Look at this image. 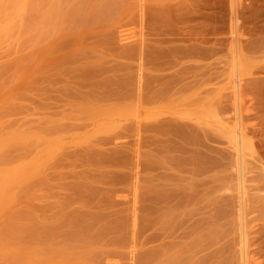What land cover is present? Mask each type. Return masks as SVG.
Instances as JSON below:
<instances>
[{"label":"rangeland","instance_id":"rangeland-1","mask_svg":"<svg viewBox=\"0 0 264 264\" xmlns=\"http://www.w3.org/2000/svg\"><path fill=\"white\" fill-rule=\"evenodd\" d=\"M245 261L264 264V0H0V264Z\"/></svg>","mask_w":264,"mask_h":264},{"label":"bare ground","instance_id":"bare-ground-1","mask_svg":"<svg viewBox=\"0 0 264 264\" xmlns=\"http://www.w3.org/2000/svg\"><path fill=\"white\" fill-rule=\"evenodd\" d=\"M234 3V2H233ZM236 3H238L237 1H236ZM234 5V4H233ZM231 30H233V29H231ZM234 34V33H233ZM232 33H231V35H233ZM238 36V35H237ZM121 39L122 40H124V41H127V40H129V39H132L133 38V36H132V34H130V33H123L122 35H121ZM235 40V39H234ZM234 51V50H233ZM236 65V64H235ZM238 66V65H237ZM236 67V66H235ZM237 72V71H236ZM234 73V72H233ZM236 75V74H235ZM232 76V75H231ZM234 79V78H233ZM241 78L239 77V76H237L236 77V79H235V84L238 86V88H240V85H241ZM240 83V84H239ZM232 86V85H231ZM234 86L235 85H233L232 87L234 88ZM232 89V88H231ZM240 90V89H239ZM234 91H236V88L234 89ZM234 91L232 90V92H233V95H234ZM236 93V92H235ZM239 94V93H238ZM237 95V94H236ZM236 95H234V96H236ZM239 98V97H238ZM241 100V99H240ZM239 100V101H240ZM236 101V100H235ZM234 101V102H235ZM238 102V101H237ZM236 105V104H235ZM238 106V105H237ZM237 108V107H236ZM241 109H242V107H240ZM237 110H238V108H237ZM236 110V111H237ZM238 112V111H237ZM241 113V112H240ZM243 113V112H242ZM239 114V112L236 114V116ZM236 117H234V119H235ZM237 119V118H236ZM235 122H236V120H235ZM233 123V122H232ZM235 123H233V125H234ZM244 128V126L242 127V124H239V122L237 123V124H235L234 126H233V128H231L228 132H230V133H227V134H230L231 135V137H229L230 139L232 138V140L231 141H234L235 142V144H237L236 146H237V148H236V150H235V152H237V150H238V152H239V155H240V158H238L239 159V165H240V167L243 169V168H245L244 166H245V163H244V156L246 155V154H244V152H246V151H244V137H245V134H244V130L245 129H243ZM226 132V131H225ZM248 146V145H247ZM236 154V153H235ZM235 156V155H234ZM236 157H237V155H236ZM247 157V156H246ZM237 159V158H236ZM235 159V160H236ZM237 162H238V160H237ZM236 162V163H237ZM246 162V161H245ZM237 168H238V165H237ZM240 169V168H239ZM239 169H237V170H239ZM241 170V169H240ZM239 170V171H240ZM243 170H245V169H243ZM242 170V171H243ZM246 171V170H245ZM244 172V171H243ZM236 173H237V171H236ZM240 173V172H239ZM238 174V173H237ZM239 175V174H238ZM241 175V174H240ZM242 175H243V173H242ZM239 178V177H238ZM237 181V180H236ZM240 181L242 182H240L241 184H242V186H241V188H240V185H238L239 186V188L242 190V194H243V197L246 195V193H245V195H244V191H245V189H244V185H243V182H244V179L242 178V176L240 177ZM237 183H239V181L237 182ZM236 185V184H235ZM238 188V187H237ZM236 188V189H237ZM241 194V195H242ZM240 195V196H241ZM240 198V197H239ZM242 198V197H241ZM241 200V199H240ZM245 202V201H244ZM241 206H242V204H241ZM240 216V215H239ZM244 235H245V237H247L246 236V234L244 233ZM242 236V235H241ZM242 242V241H241ZM238 245H239V243H238ZM245 245H246V243H245ZM242 246H244V245H242ZM247 246V245H246ZM240 248H241V246H239ZM242 249V248H241ZM240 249V250H241ZM241 252L243 253V251L241 250ZM242 255V254H241ZM247 257H248V255H247ZM244 264H249L248 263V261H245V263Z\"/></svg>","mask_w":264,"mask_h":264}]
</instances>
